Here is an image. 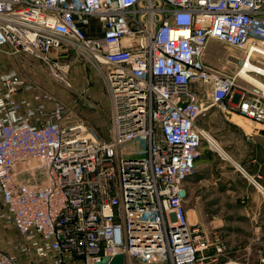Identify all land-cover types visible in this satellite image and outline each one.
<instances>
[{"label":"built area","instance_id":"1","mask_svg":"<svg viewBox=\"0 0 264 264\" xmlns=\"http://www.w3.org/2000/svg\"><path fill=\"white\" fill-rule=\"evenodd\" d=\"M211 40L264 68V0H0V64L30 55L70 87L60 52L90 53L107 66L111 101L105 137L18 70L0 71V226L18 231L23 255L218 263L226 243L190 222L185 185L210 142L199 119L231 112L238 77L231 61L206 62ZM250 93L236 110L264 136V94ZM0 264L24 263L0 247Z\"/></svg>","mask_w":264,"mask_h":264},{"label":"rangeland","instance_id":"2","mask_svg":"<svg viewBox=\"0 0 264 264\" xmlns=\"http://www.w3.org/2000/svg\"><path fill=\"white\" fill-rule=\"evenodd\" d=\"M100 31V28L94 26L92 29L88 30V34H100ZM53 55L56 56L57 53L54 51ZM243 56L244 54L234 47L218 40H211L205 60L211 66H222L227 61L226 59H229L231 62L227 63L228 72L230 74H235L238 73L240 65L234 61H236V58H242ZM9 58L10 59L3 60L0 67H9L19 70L27 78L37 82L55 95L60 96L64 100L63 102L71 108L70 114L73 118L92 125L93 123L88 122L86 117L80 113L81 110L83 111L86 109L85 111L89 112V110L95 108H100V110L106 109L104 111L106 113L105 120L101 121L103 123L99 122L96 127L100 134L105 136L101 127H108L111 121V116H109V112H107L111 107V101L106 79L107 66L105 64L97 62L90 53L80 54L72 51H61L59 59L71 63L70 69L66 75L67 80L71 84L69 87L54 77L49 66L33 56L20 55ZM252 75L255 76L254 74ZM255 77L264 82V77ZM251 91H255L254 86L248 81L237 77L236 86L233 91L234 96L228 101V104L231 106V113L221 112L218 107L214 106L209 110L211 111L210 113H208V111L199 119L200 126L210 132V142L205 139L203 145H210L213 149L212 152L214 153H210L215 160L212 168L215 171L219 170L223 172V180L226 179L225 174H233L232 170H235V164L226 158L229 157L227 151L231 146L238 145L240 147V156L245 159L244 162H251L250 155L247 153L248 149L245 138L240 137L239 140H235L237 134H234V132L229 133L224 128L227 125L237 126L240 129L236 132L240 133V136L244 134V130L247 132L253 130L254 125L246 118L241 117L236 110L241 94L245 93L246 96H251ZM91 95L95 97L93 101H91ZM76 109H78V111ZM225 114H228L232 121L226 119ZM243 173L242 171L237 172L238 175L234 181L236 182V184L234 183L235 187L244 192L252 191L257 193V187L250 181L254 179L251 177L247 178ZM20 179L22 181L34 180L31 174L22 175ZM43 179L44 174L42 171L38 170L36 180L41 182ZM255 180L259 183L262 182L260 178H255ZM259 204V202H255L256 209L253 215L245 213L244 204H239L238 208L232 206L230 209H222L219 218L215 220V224L205 226L211 234L216 232L223 238L227 250L230 251V249L234 250L236 248L244 251L249 250L250 259L254 264L257 262L259 264L260 258L264 254L263 211ZM3 231V227L0 226L1 237ZM6 233L13 238L16 237V233L12 230H7Z\"/></svg>","mask_w":264,"mask_h":264},{"label":"crops","instance_id":"3","mask_svg":"<svg viewBox=\"0 0 264 264\" xmlns=\"http://www.w3.org/2000/svg\"><path fill=\"white\" fill-rule=\"evenodd\" d=\"M10 59L7 56H3V60ZM231 61L229 59H226ZM1 65V64H0ZM3 69L10 70L9 67H0V71ZM19 71V70H18ZM20 72V71H19ZM37 83V82H36ZM38 86H41L37 83ZM44 88V87H43ZM87 90V89H85ZM68 96V94H67ZM56 97L64 101L60 96ZM95 97L91 95V101ZM75 101V100H74ZM111 103V102H110ZM78 111V109H76ZM86 110V109H85ZM81 110L82 113L88 122L93 123L97 127L98 123L105 120L106 109L100 110V108H95L86 112ZM92 111V112H91ZM109 116H111V107L109 108ZM209 111L208 113H210ZM222 112V111H221ZM225 113V112H224ZM231 113V112H229ZM226 119L231 120L228 114H225ZM69 122L79 121L78 119L73 118L70 114L68 116ZM103 123V122H101ZM233 123V122H232ZM92 124V125H93ZM101 127V126H100ZM102 131L105 134V137L109 135L111 129V121L108 127H101ZM225 130L229 133L237 134L235 140H239L240 137H244L247 145V153L250 155L251 162L245 163L240 156V147L238 145L231 146L228 149V158L235 164V170L233 174H225L226 179L223 180V172L215 171L212 167L214 166V158L210 153L213 149L210 145H202L201 156L196 162L195 174L190 177L186 182L187 189V202L186 207L189 215L190 222L193 224H198L203 226L205 229L207 227L215 224V220L219 218L220 212L222 209H230L232 206L238 208L239 204H244L245 213L253 215L255 207V202H259L261 209L263 211V223H264V136L262 131H260L256 126H254L251 132L244 130V134L240 136V133L236 131L240 129L237 126L227 125L224 127ZM101 130V129H100ZM209 132V131H208ZM210 134V132H209ZM214 155V154H213ZM216 155V154H215ZM215 157V156H214ZM238 171H244L243 175L247 178L251 177L254 180H250L253 185L257 187V193L250 191H241L238 190L234 183L237 177ZM229 175V176H228ZM228 177V178H227ZM231 177V178H230ZM235 177V178H234ZM255 178L262 179V182L259 183ZM232 179V181H231ZM240 202V203H239ZM2 227V226H1ZM3 235L0 238V247L6 251H9L18 257L21 258L24 264H52L51 259H42L36 256L35 254L23 255L18 246L17 242L19 239L18 231L14 227L6 228L3 227ZM7 230H12L16 233V237H11L6 232ZM207 230V229H206ZM71 264H83L80 260H73ZM105 264H163L160 262H143L137 258L128 256L123 253H119L108 259ZM165 264V263H164ZM168 264V263H166ZM217 264H254L250 259L249 250L244 251L239 248L227 250L220 256V259ZM258 264V262L256 263Z\"/></svg>","mask_w":264,"mask_h":264},{"label":"bare ground","instance_id":"4","mask_svg":"<svg viewBox=\"0 0 264 264\" xmlns=\"http://www.w3.org/2000/svg\"><path fill=\"white\" fill-rule=\"evenodd\" d=\"M250 72L264 73V68L252 63L250 60H243L240 62V70L238 71L237 76L251 83L256 91L264 94V82L253 76Z\"/></svg>","mask_w":264,"mask_h":264}]
</instances>
